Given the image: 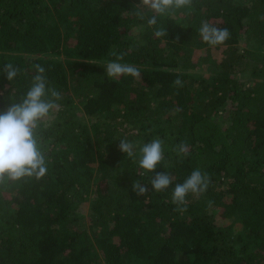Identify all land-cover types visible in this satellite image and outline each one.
Returning a JSON list of instances; mask_svg holds the SVG:
<instances>
[{"label":"trees","instance_id":"1","mask_svg":"<svg viewBox=\"0 0 264 264\" xmlns=\"http://www.w3.org/2000/svg\"><path fill=\"white\" fill-rule=\"evenodd\" d=\"M140 2L0 0V112L36 64L46 98L61 94L37 128L46 174L0 185V264H264V0H192L153 26L155 13L132 12ZM204 21L230 37L204 42ZM113 51L140 77H107ZM122 138H160L164 159L144 170ZM195 169L209 185L174 211L173 188ZM157 172L171 175L166 190L153 189Z\"/></svg>","mask_w":264,"mask_h":264},{"label":"clouds","instance_id":"2","mask_svg":"<svg viewBox=\"0 0 264 264\" xmlns=\"http://www.w3.org/2000/svg\"><path fill=\"white\" fill-rule=\"evenodd\" d=\"M191 4L192 0H141L132 12L140 19L145 18V9L155 13L147 19V24L153 26L157 24L158 15H170L173 10L190 7ZM198 32L202 40L211 46L223 44L230 37L227 28H218L206 21L202 22ZM155 34L163 36L166 33L164 29H160ZM111 55L116 56V60L107 62L105 66L107 77L118 78L122 75L140 77L141 73L137 67L119 62L123 59V54L117 55L113 51ZM34 68L37 74L33 77L32 84L21 98V102L12 104L6 111L0 112V185L24 177H35L39 180L47 172L46 157L41 149L37 128L49 116L51 110L59 107L56 102L61 99V94L55 89H48L51 97L46 98V77L43 75L45 68L40 64L34 65ZM3 72L9 81H13L20 73V68L7 63L3 67ZM174 84L178 87L183 86L179 78ZM163 143L160 138L143 144L122 138L119 148L128 158L138 162L140 168L154 171L164 159ZM174 150L178 155H188V146L183 142ZM150 182L153 189L159 192L166 190L172 184V177L167 172H157ZM209 182L210 178L206 173L195 169L183 183L176 184L172 191V203L177 205L174 211L181 213L186 211L187 195L203 193ZM133 191L145 196L148 188L136 180Z\"/></svg>","mask_w":264,"mask_h":264},{"label":"rangeland","instance_id":"3","mask_svg":"<svg viewBox=\"0 0 264 264\" xmlns=\"http://www.w3.org/2000/svg\"><path fill=\"white\" fill-rule=\"evenodd\" d=\"M221 51H220V49L219 50H215L214 51V55L217 57V58H221V53H220ZM206 66L207 67H210L211 66V63L210 62H208L207 64H206ZM206 67V68H207ZM207 69H209V68H207ZM227 115H228V112L227 111H225V112H222V117L221 118H226L227 117ZM87 208H88V203H86V205H85V207H84V210H85V213L87 212ZM222 221H223V219H222ZM224 221H226L225 219H224Z\"/></svg>","mask_w":264,"mask_h":264}]
</instances>
